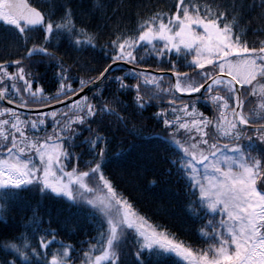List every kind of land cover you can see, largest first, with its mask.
I'll list each match as a JSON object with an SVG mask.
<instances>
[{"label":"snow or ice","instance_id":"1","mask_svg":"<svg viewBox=\"0 0 264 264\" xmlns=\"http://www.w3.org/2000/svg\"><path fill=\"white\" fill-rule=\"evenodd\" d=\"M141 48L167 66L140 67ZM121 63L132 67L113 75ZM38 64L55 69V92L45 95ZM150 124L152 146L123 175L131 184L167 165L161 174L183 182L205 247L152 223L108 171L120 134L143 136ZM0 198L26 213L0 264H264V0H0ZM44 201L65 207L54 214ZM81 216L96 234L77 248L58 237Z\"/></svg>","mask_w":264,"mask_h":264},{"label":"trees","instance_id":"2","mask_svg":"<svg viewBox=\"0 0 264 264\" xmlns=\"http://www.w3.org/2000/svg\"><path fill=\"white\" fill-rule=\"evenodd\" d=\"M34 6H38L42 0H28ZM167 2H171V0H167ZM59 15V13H57ZM248 38L254 39L252 34L250 33ZM108 39V36L105 35L101 39V43L104 40ZM31 46V44H29ZM58 55L64 56L67 59V62L72 63V59L69 57H75L76 53H67L63 47L58 51ZM84 57L88 56V53L82 54ZM138 55H143L145 57L144 62L141 65L151 66L154 68L166 67L167 57H164L165 64L161 65L159 61H157L155 54L151 51L145 52L143 48L140 49ZM173 59H175V54H172ZM16 58V57H14ZM191 59V57H189ZM35 60L41 59V57H33ZM99 60V56H97V60L92 61L94 64H97ZM108 61H99L97 66H99L102 70L104 64ZM129 69L124 66H114L113 75H124ZM187 70V69H182ZM34 71L43 75V79L40 80V85L45 88V90L54 89V76L53 73L55 69L52 67H47L45 64H38L34 66ZM91 75H98V72L91 73ZM127 83L135 84L134 78L129 77L126 81ZM79 81L78 79L74 82L73 86L78 87ZM115 89V85L109 86V88L104 92L105 96H110ZM144 93L147 94L151 90V86H148L144 89ZM90 95V92L87 93ZM135 93H129L126 96L121 95L120 99L124 100L123 97L127 100L125 102L130 103L131 97L134 96ZM253 103L255 106L254 97L250 98V104ZM151 104L155 105L156 101H151ZM157 108L149 107L145 110L144 116H149L152 112L156 111ZM203 112V111H202ZM213 116L212 114H209ZM51 131V126L48 128ZM155 128L149 125L147 132L143 136H127L124 133L120 135L123 137V145H113L110 149L109 156L112 159L113 163L110 164L108 171L113 173V175L117 179V183L119 186V190L130 194L133 199L137 202V207L141 210L142 214L147 213V215L151 218V222L154 224H160L166 226L170 229L171 232L176 234V238L178 240H184L186 243L191 244L197 249L205 247L207 243L211 241H203L199 238V235L196 231L203 221H193L191 212L186 208L187 197L184 192V184L183 182H176L175 176L169 178L166 175H162L160 169L167 168V165L157 166V169L149 168L147 171H142L139 175L131 177L132 183H128L129 176L123 175L125 172H135L134 168L136 156L142 150H146L152 146V141L154 140V136L148 135V132H154ZM87 135V132L84 133ZM79 150V149H77ZM115 154V155H114ZM257 153H253L256 155ZM123 178L121 179V176ZM151 181H156L155 184L150 183ZM26 195L27 199L31 201L33 205L36 203V197H32L30 195ZM0 204L4 205V209L0 210L3 212V215L0 216V244H2L6 239H11L12 234H17L20 231H23V228L17 227L23 222V219L26 213L21 209L19 205H13L11 202H6L2 198H0ZM44 207L51 208L53 213L55 214L58 208H63L65 206L53 203L51 201H44ZM157 207H162L165 211L156 212L155 209ZM30 214V213H29ZM208 217L205 218V220ZM219 219V216H217ZM7 221V223H5ZM79 223L81 225L80 229L72 234L71 236L66 235L64 232L60 233L59 239H64L67 243H73L77 248L80 247V241L85 239L84 233L87 232L88 236H94L96 233L88 223L86 217L81 216L79 218ZM55 226V225H54ZM56 246L54 245L53 248ZM86 247V246H85ZM127 251V249H125ZM125 259L127 261H131L130 256H126ZM178 259V258H177ZM76 264H79L77 260Z\"/></svg>","mask_w":264,"mask_h":264},{"label":"flooded vegetation","instance_id":"3","mask_svg":"<svg viewBox=\"0 0 264 264\" xmlns=\"http://www.w3.org/2000/svg\"><path fill=\"white\" fill-rule=\"evenodd\" d=\"M10 70H12V69H10ZM128 79H129V78H128ZM134 81H135V79H134ZM93 91H94V90H93ZM128 94H129V93H125V94H123V96H126V95H128ZM126 98H127V96H126ZM252 98H253V97H252ZM123 99H124V100H127V99H125L124 97H123ZM165 100H167V98H165ZM197 107L199 108L200 111H203L204 114H205L206 116L211 117L209 114H212V115H213V110H212V106H211V104H210V103H205V102H203V98H202V100H201V103L198 104ZM248 107H249V108L254 107V106H253V103H252V104L249 103Z\"/></svg>","mask_w":264,"mask_h":264},{"label":"rangeland","instance_id":"4","mask_svg":"<svg viewBox=\"0 0 264 264\" xmlns=\"http://www.w3.org/2000/svg\"><path fill=\"white\" fill-rule=\"evenodd\" d=\"M190 59V58H189ZM157 74V73H156ZM155 75V74H154ZM167 80H168V77L166 76L165 77V83L162 85V87H168V84H167ZM56 91V88L54 89V90H52V91H49V90H47V91H45V95H48V94H50V93H53V92H55ZM145 91V90H144ZM90 95H91V93H90ZM165 98H167V97H165ZM254 102H255V104H257L259 101L254 97ZM35 106V105H34ZM59 107V106H58ZM50 110V109H49ZM44 111H48V110H44Z\"/></svg>","mask_w":264,"mask_h":264},{"label":"water","instance_id":"5","mask_svg":"<svg viewBox=\"0 0 264 264\" xmlns=\"http://www.w3.org/2000/svg\"><path fill=\"white\" fill-rule=\"evenodd\" d=\"M121 65H124V66H126V67H128L129 69L132 67L131 65H125V64H123V63H121ZM140 67H142V68H146V69H149V70H152L153 72H155V69H152V68H150V67H146V66H140ZM156 73V72H155ZM178 95H181V94H178ZM5 104H6V102H5ZM34 108L35 107H37V106H33ZM21 110H23V111H27V110H25V109H21ZM42 110H47V109H42Z\"/></svg>","mask_w":264,"mask_h":264}]
</instances>
